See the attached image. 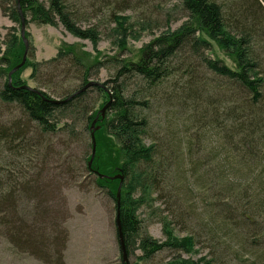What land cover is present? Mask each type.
Listing matches in <instances>:
<instances>
[{
    "label": "rangeland",
    "instance_id": "374dc122",
    "mask_svg": "<svg viewBox=\"0 0 264 264\" xmlns=\"http://www.w3.org/2000/svg\"><path fill=\"white\" fill-rule=\"evenodd\" d=\"M39 1L49 6L45 0ZM5 2L0 0V48L3 50L2 42L11 29L22 40L21 27L11 21L9 6ZM64 2L79 26L98 28L99 42L93 44L81 40L62 26L38 25L28 18L27 61L32 65L49 62L59 56L63 43L72 44L77 46L86 64L97 59L106 63L107 67L90 79L101 83L115 78V71L107 62L109 58L120 53L121 59L136 60L146 44L169 30L181 28L187 21L182 0ZM117 18L124 19L135 35L123 51L120 49L121 39H118L121 33L114 22ZM260 21L257 52L264 65V19ZM23 46L25 53L24 42ZM215 50L220 58L230 62L217 47ZM205 56L213 58V50L205 52ZM59 64L44 65L36 80L30 79L32 67L26 68L22 78L29 87L45 86L52 98L62 99L60 96L76 90L81 83L77 80L74 67L68 62ZM173 72L174 75L158 88L146 90V85L139 79L131 80L128 85V95L136 92L142 102L149 101V107L143 112L149 124L143 140L146 146H154L155 164L161 165L154 193L144 194L139 189L135 197L139 203L142 236L149 235L160 243L170 238L181 240L193 237L196 245L189 253L165 249L144 262L139 259L143 253L137 243L127 254L128 264H167L173 260L194 264H203L205 260L214 264H264V211L257 208L261 203L257 196L260 186L254 180L245 183L239 174L226 167L227 163L223 167L214 161L213 151L216 148L213 131H209L208 127L211 121L213 123V108L210 107V113L205 117L201 107H198L200 101L193 105L188 100L195 87H199V92L205 89L212 91L211 95L204 96L206 103L213 105V74L204 68L199 58L186 50L174 60ZM87 100L92 111L100 109L103 102L100 95L92 91ZM17 116L14 107L0 103V126H9ZM81 120L78 116L70 119L79 137L73 136L71 131L58 136L38 135L34 139L35 147L25 153L22 160L25 166H39L40 169L46 155L44 149L50 151L44 168L48 173L54 169L50 173L55 176L52 177L54 182H45L50 184L45 189L47 194H40L46 204L39 203L41 200L36 196H33L35 200H31L24 195L21 208L27 223L32 224L37 207H49L53 212V221H49L44 228L52 238L46 243L35 238H31V242L28 239L18 243L20 238L13 240V235L0 226V264H122L115 203L95 184V176L84 172L91 140L86 123ZM65 150L69 151V155L74 151L72 160L79 170L77 182L76 179L69 181L60 176V160L69 157L64 154ZM54 154L64 156L60 158ZM3 162L5 166L11 164L8 160ZM36 172L38 170L32 175ZM35 180L37 182L36 175L32 182Z\"/></svg>",
    "mask_w": 264,
    "mask_h": 264
},
{
    "label": "trees",
    "instance_id": "16d2710c",
    "mask_svg": "<svg viewBox=\"0 0 264 264\" xmlns=\"http://www.w3.org/2000/svg\"><path fill=\"white\" fill-rule=\"evenodd\" d=\"M45 1L48 7L39 0H19L27 25L28 18H31L38 25L62 26L76 38L93 44L99 42L98 28L79 26L69 13L64 0ZM5 3L9 6L8 16L11 21L21 27L17 0H6ZM182 8L187 15L183 26L174 31L169 30L146 44L140 49L136 60L121 59L120 53L109 58L107 62L115 71V78L110 82H103L107 89L92 87L63 105H56L52 100H65L82 89L93 76H98L102 68L107 67L106 63L97 59L86 64L77 46L63 43L58 57L34 65L27 61L9 83L10 72L22 63L24 55L23 42L11 29L2 42L4 50L0 48V103L14 107L18 116L9 126H0V226H4L6 232L13 235V240L20 238L18 243H22V240L26 242L29 239L31 242V238H35L46 243L52 238L44 228L49 221H53V212L49 207L38 206L32 224L27 223L28 219L24 218L21 208L24 195L31 200H35L33 196H36L41 200L39 203L46 204L40 194H47L45 189L50 186L45 183L47 180L54 182L52 177L55 174L50 173L54 169H50L48 173L44 168L47 153L50 155L48 149H44L46 155L40 169L39 166L27 167L22 162L25 153L35 147V137L58 136L67 131L79 137L70 123L72 117L78 116L86 123V131L89 132L91 140L92 123L100 110L112 100L105 118L96 124L99 129L95 133L96 156L92 169L89 168L92 158L91 141L90 153H86L85 157L84 172L95 176V184L114 201L116 212L120 180L101 179L94 172L112 178L117 175L124 176L120 221L127 254L137 243L138 249L143 253L139 259L144 262L165 249L190 252L192 246L196 245L193 237L181 240L170 238L169 241L160 243L149 235L142 236V222L138 216L139 203L135 196L139 189L144 194L154 193L161 165L155 164L154 146H146L143 140L149 128L143 112L149 107V101L142 102L143 99L136 92L129 95L127 92L133 79L144 83L146 90L158 88L174 75V60L185 50L199 58L204 68L213 74V105L206 103V95H211L212 92L207 89L199 92V87H195L196 90L188 98L193 105L200 101L198 107H201L205 117L210 113V107L213 108V123L211 121V125H208L209 131H213L216 148L213 159L222 166L227 163L226 167L239 174L245 183L249 180L258 183L260 188L257 196L261 203L257 208L258 211H264V65L257 52L260 19H264V0H182ZM114 22L121 33L118 39H121L120 49L123 51L126 43L129 39H135V35L124 19L117 18ZM216 47L229 63L217 55ZM212 50L213 58L206 57L205 52ZM62 61L68 62L75 69L77 80L81 83L76 90L60 96L62 99H54L45 86L27 88V81L22 78L24 69L32 67L30 79L36 80L44 65L58 66ZM91 91L96 92L103 100L100 109L95 111L90 109L87 100ZM64 154L68 156L70 153L65 150ZM73 154L74 151L68 158H63L64 155L60 154L54 156L63 158L59 167L62 179H76L77 182L79 170L75 167L76 162L72 160ZM3 160H8L11 164L5 166ZM36 170L38 172L32 175ZM34 175L37 176V182L35 180L36 184L33 186ZM120 252L123 264L121 248ZM173 261L167 264H194L185 260ZM203 264L214 263L205 260Z\"/></svg>",
    "mask_w": 264,
    "mask_h": 264
},
{
    "label": "water",
    "instance_id": "95a60500",
    "mask_svg": "<svg viewBox=\"0 0 264 264\" xmlns=\"http://www.w3.org/2000/svg\"><path fill=\"white\" fill-rule=\"evenodd\" d=\"M17 8L18 11L20 13V19H21V37L22 40L24 42L25 45V53L23 56V61L20 65H18L17 67H15L9 74V83H11L12 80V76L18 72L21 68H23L26 64L27 61V53H28V49H29V44L28 41L26 39V21L25 18L22 14V10H21V6L19 3V0H17ZM92 87H99L101 89H107L105 87V85L101 82H97V81H89L82 89L78 90L77 92H75L74 94H72L70 97H68L65 100H52V102L56 105H63L66 104L67 102H69L70 100H73L74 98H76L78 95H80L81 93L87 91L88 89L92 88ZM28 89H32L31 87H27ZM112 100H110L99 112V114L97 115L96 119L94 120V122L91 125V141H92V158L89 162V168L92 169V164L93 161L95 159L96 156V138H95V133L96 131L99 129L98 127H96L97 122L101 119L103 120L106 116V112L107 109L109 108V106L111 105ZM101 117V118H100ZM97 176H99L101 179H110V180H115L118 179L120 180V185L118 188V193H117V212H116V227H117V233H118V238H119V242H120V248L122 251V256H123V264H128V256H127V251H126V246H125V241H124V237H123V232H122V228H121V221H120V216H121V192H122V186H123V182H124V176L123 175H117L115 177H108L105 175H101L98 172H94Z\"/></svg>",
    "mask_w": 264,
    "mask_h": 264
}]
</instances>
